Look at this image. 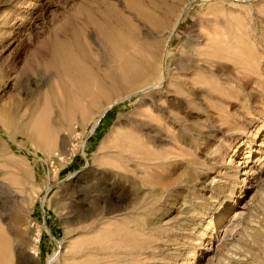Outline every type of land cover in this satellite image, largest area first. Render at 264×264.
<instances>
[{
    "label": "rangeland",
    "instance_id": "rangeland-1",
    "mask_svg": "<svg viewBox=\"0 0 264 264\" xmlns=\"http://www.w3.org/2000/svg\"><path fill=\"white\" fill-rule=\"evenodd\" d=\"M161 71L158 108L139 93L100 116ZM120 114L144 117L148 165L114 156ZM0 224L13 264L87 247L104 264H264V0H0Z\"/></svg>",
    "mask_w": 264,
    "mask_h": 264
},
{
    "label": "bare ground",
    "instance_id": "bare-ground-1",
    "mask_svg": "<svg viewBox=\"0 0 264 264\" xmlns=\"http://www.w3.org/2000/svg\"><path fill=\"white\" fill-rule=\"evenodd\" d=\"M63 57L65 58V56H63V54L61 53V47L60 49L54 48L53 52L51 53L49 65L58 70H62V69L64 70L67 62L63 60ZM164 77L165 76L163 75V71L159 72V74L156 75L153 80L143 85L136 92H133L132 94H129V95L122 96L119 99L115 100L114 102L110 103L102 112H100V116L101 117L104 116L106 111L110 107H112L114 104H117L125 100L129 96H132L134 94H139V93L140 94L143 93L145 95V98L143 100H138L139 105H149L152 108H158L160 101L165 97V94L163 93L164 88L166 86ZM142 115L146 117L151 116L148 111H145ZM142 115L140 118H135V117H129V115L127 116L126 114H120L118 116V119L115 121L116 124L120 125L121 122H123V120L127 118L126 123L130 127L129 129L124 130L122 133L119 134V139L116 141V144L114 146V151H113L114 156L121 162L127 159H130V160H135L139 163L148 165L149 162H151L149 160H152V158L147 155L146 151L142 150L141 144H140L141 143L140 137L137 136V133L138 134L142 133V129L146 126V121L144 120V117ZM48 123H49L48 111L46 108V103H44L42 106L41 119L38 120L37 122H34L33 127L37 131L39 138L42 139V136H44V142L47 144L51 141V129L49 128ZM109 172L108 173L106 172L100 175L101 177H104L102 178L104 180L102 181V179H100V181L105 186H108L110 184V182H107L109 179H114L113 174ZM101 182H100V186H101ZM78 220L83 221L86 219L79 216ZM15 250L17 254H19L21 251L23 252L26 251V248L22 242H19L15 246ZM92 250L95 251V249H92L90 247L80 249V250L74 249V250L69 251L67 254H65L63 258L61 256V253H56L48 258L46 264H52L53 262H56L58 260L59 262L57 264H104L102 261H99L98 259H94L90 257V253ZM12 259L13 257H12L11 238L9 237L5 228L0 224V264H13ZM17 264H26V263H22L21 261V262H17Z\"/></svg>",
    "mask_w": 264,
    "mask_h": 264
}]
</instances>
